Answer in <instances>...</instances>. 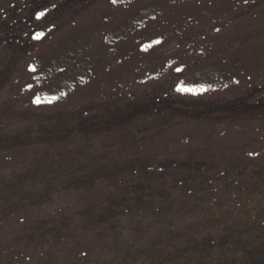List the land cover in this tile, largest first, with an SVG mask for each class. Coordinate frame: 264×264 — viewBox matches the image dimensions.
<instances>
[{"label":"rangeland","instance_id":"obj_1","mask_svg":"<svg viewBox=\"0 0 264 264\" xmlns=\"http://www.w3.org/2000/svg\"><path fill=\"white\" fill-rule=\"evenodd\" d=\"M8 27L0 264L264 261V0H0Z\"/></svg>","mask_w":264,"mask_h":264},{"label":"trees","instance_id":"obj_2","mask_svg":"<svg viewBox=\"0 0 264 264\" xmlns=\"http://www.w3.org/2000/svg\"><path fill=\"white\" fill-rule=\"evenodd\" d=\"M8 28H2L1 29V32L2 31H5L6 32H3L2 34H0V37L4 40L3 43H2V46H9L8 43H10V47L12 49H15V51H17V53H20L18 51H20L21 49H24V44L31 38L32 34H33V31L28 28V31H22V30H17V31H11V30H8ZM1 46V44H0ZM5 68L4 64H2V60H0V70H3ZM250 252L248 250H245L243 251V256L245 257L244 260L246 261L247 260V264H264V261L263 260H260V259H256L255 260L253 259V255H248ZM245 254H247L248 256H245ZM240 259V258H239ZM220 263L219 264H225L226 263V258H224V260L221 262L219 261Z\"/></svg>","mask_w":264,"mask_h":264},{"label":"snow or ice","instance_id":"obj_3","mask_svg":"<svg viewBox=\"0 0 264 264\" xmlns=\"http://www.w3.org/2000/svg\"><path fill=\"white\" fill-rule=\"evenodd\" d=\"M113 2L115 3L116 2V0H113ZM40 15L41 16H43L44 15V13H40ZM40 101L39 100H37V103H39Z\"/></svg>","mask_w":264,"mask_h":264}]
</instances>
